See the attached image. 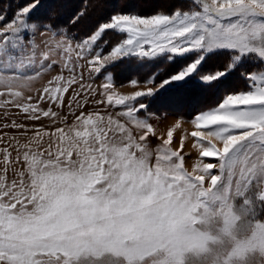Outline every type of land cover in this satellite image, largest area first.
Masks as SVG:
<instances>
[{
  "label": "snow or ice",
  "instance_id": "obj_1",
  "mask_svg": "<svg viewBox=\"0 0 264 264\" xmlns=\"http://www.w3.org/2000/svg\"><path fill=\"white\" fill-rule=\"evenodd\" d=\"M167 2L80 35L105 0H80L66 22L60 0L44 17L42 0H5L0 264H264V0ZM214 57L223 65L204 72ZM122 59L164 63L125 95L112 70ZM193 82L225 87L219 103L176 117L196 129L189 171L185 138L172 146L180 124L157 136L152 121L168 113L150 102Z\"/></svg>",
  "mask_w": 264,
  "mask_h": 264
},
{
  "label": "rangeland",
  "instance_id": "obj_2",
  "mask_svg": "<svg viewBox=\"0 0 264 264\" xmlns=\"http://www.w3.org/2000/svg\"><path fill=\"white\" fill-rule=\"evenodd\" d=\"M52 2L53 0H47L45 3L46 6L43 9L47 11H51ZM166 2L167 0H105V3L103 4L102 7H99L93 11V13L91 14V19H94L95 21L97 20V17H99L100 15L101 17H104L105 15L102 14V10L104 12L109 11L110 13L109 12L107 13H109L110 15L115 12H123V13L138 12L140 15L147 16V15H151L152 13H155L158 10L157 8L159 6H163L165 8L169 7V5L166 4ZM60 3L62 7H58L57 9H61L63 12H69L75 6H79L80 0H60ZM0 8H2L1 5ZM168 10L170 11V9ZM8 15L11 16V12H9ZM83 27L85 26L83 25ZM82 29L83 28L79 27L77 30H82ZM108 35L109 36L112 35L111 31L108 33ZM107 51L108 48L105 49V52ZM193 55L194 54H188V58L190 59L191 56ZM224 59L225 57H214L213 59L209 60L205 65H203L202 70L207 73L216 67H221L223 65ZM184 62L185 61L183 58L169 62V66L167 67V71L164 73V75L175 73ZM162 63H164L162 59L158 60L157 63L152 65V69L159 67ZM152 69H149L148 71H151ZM112 70H113L115 84L117 86L123 85L122 87H118V91L121 94L127 95L133 93L136 90H145L142 84L133 85L130 83V80L133 77H136L138 80L143 81L148 75V71H145L143 68L139 67L134 61H128L127 59L119 60L112 66ZM226 86L228 88H239L241 85L239 82L233 80V81H229ZM224 87L225 86H221L219 90L223 89L224 91ZM183 89H203V90L184 91ZM212 92H213L212 90L201 88L197 83L193 82L192 84H189L183 88H176L175 86H173L172 91L167 93L164 97L154 98L153 101L150 102L152 108L158 113L161 111H167L168 113L167 117L162 119L161 121L159 122H157L156 120L152 121V123L155 125V132L157 136H163L166 139L167 131L172 130V128L176 123L180 124L179 128H175L174 142L172 146L174 148L179 147V141L181 137L183 136L185 138V151L190 153V157H186L185 160L186 167L189 171L192 170L195 161L199 158L197 149L193 148V144L196 142V138H193L190 135L191 132L196 129L194 125L189 122H185L183 120L177 121L176 117L177 115L180 114L185 116L186 115L190 116L193 112H195L198 109L207 108L209 106H213L219 103L222 99L221 98L222 95L217 96V94ZM212 95H216L215 100L214 97H212V100H214L213 103L210 102L211 100H208L210 99L209 97ZM173 98H178L180 100V103L177 104L171 103L170 101ZM99 107L103 108L104 105H100ZM12 111L16 112L19 111V109H12ZM85 111H87V109ZM3 112L4 109H0V125L4 123ZM17 119L23 120V117L21 116L18 117ZM26 123L43 124V123H47V120L45 119L36 122L26 121ZM5 131H15V130L6 129ZM149 139L153 144L157 142L151 136L149 137ZM205 143H207V141H205ZM2 147H4V144L0 143V148ZM13 155H15L14 152ZM205 162H208L206 158H205Z\"/></svg>",
  "mask_w": 264,
  "mask_h": 264
},
{
  "label": "trees",
  "instance_id": "obj_3",
  "mask_svg": "<svg viewBox=\"0 0 264 264\" xmlns=\"http://www.w3.org/2000/svg\"><path fill=\"white\" fill-rule=\"evenodd\" d=\"M46 1L47 0H42V2H45L46 3ZM21 2L22 3H26L27 2V0H21ZM4 3H5V0H0V5L3 7V5H4ZM166 4L167 5H169V7H166L167 9H170L171 10V8L174 6L173 4H169L168 2H166ZM77 7L78 6H75L72 10H70L69 12H63L61 9H56L57 11H58V13H60V15H59V19L60 20H62V21H67V19L68 18H70V16L73 14V12H75L76 11V9H77ZM160 8H165V7H163V6H159L157 9H160ZM107 12H109V11H106V12H104L103 10H102V14L103 15H105L104 17H101V15L99 16V17H97V20H95L94 21V19H91V21H90V23H86V24H83L85 27H83V25H80L79 27L80 28H83L82 30H78V32H79V34L80 35H86L87 34V32L89 31V29H90V27L92 26V25H94L95 23H98V22H100V21H102V20H104V19H106L107 17H109L110 16V12L109 13H107ZM49 13V11H47V10H44L43 8H41L40 9V11H39V13H38V15H40V16H42V17H44V16H47V14ZM93 17V16H92ZM97 21V22H96ZM184 91L185 90H195V91H197V90H203V89H183ZM213 91V90H212ZM215 91V92H214ZM212 93H215V94H217V96L218 95H222L221 96V98L223 97V89H216V90H214ZM174 92V91H173ZM212 97H214V100H215V97H216V95H212V96H210L209 98L210 99H208V100H211L210 102H214V100H212ZM185 116V115H184ZM187 116V115H186Z\"/></svg>",
  "mask_w": 264,
  "mask_h": 264
}]
</instances>
